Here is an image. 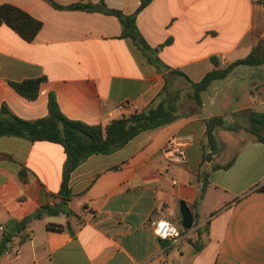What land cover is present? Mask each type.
Returning <instances> with one entry per match:
<instances>
[{
	"label": "crops",
	"instance_id": "1",
	"mask_svg": "<svg viewBox=\"0 0 264 264\" xmlns=\"http://www.w3.org/2000/svg\"><path fill=\"white\" fill-rule=\"evenodd\" d=\"M52 1L60 6L99 2ZM0 4L14 5L42 23L32 42L0 25V105L5 103L16 116L27 120L46 116L47 95L53 92L66 117L105 125L143 109L166 77L168 92L178 91L180 97L175 121L142 132L111 154L92 155L77 167L70 176L73 196L67 202L76 216L60 213L30 220L24 230L27 239L16 240L14 252L5 253L0 264H264V191L256 189L264 179V143L241 127L240 132L218 128L215 133L222 145H232L244 132L245 139L229 168L212 170L233 156L202 163L206 119L218 116L226 125H235L238 114L248 112L249 117L264 109L251 90L252 99L232 109L231 96L220 97L213 109L220 93L209 100L204 98L208 91L202 93L200 108L188 97L191 82L213 69L211 57L224 67L264 41V5L255 0H152L135 23L166 68L159 72L130 38L121 37L120 22L113 15L59 10L45 0ZM104 4L130 15L140 0ZM260 72L259 67L239 66L211 86L221 92L230 81L245 82L254 76L258 81ZM37 77L46 81L34 101L22 98L8 84ZM0 153L9 156L0 160V227L60 202L57 193L65 164L61 145L3 136ZM178 154L187 163L174 162L172 157ZM200 173L206 179L203 193ZM181 201L196 217L191 230L181 233L176 243L159 240L153 234L159 220L172 222L182 232ZM205 224L204 246L194 253L187 239Z\"/></svg>",
	"mask_w": 264,
	"mask_h": 264
},
{
	"label": "trees",
	"instance_id": "2",
	"mask_svg": "<svg viewBox=\"0 0 264 264\" xmlns=\"http://www.w3.org/2000/svg\"><path fill=\"white\" fill-rule=\"evenodd\" d=\"M45 1L59 10H84L115 16L121 25V37L130 38L147 58L148 62L154 65L159 72L166 70V68L162 69L159 64L157 50L150 47L135 23L136 16L152 0H140L137 9L130 15H125L119 10L106 8L104 0H99L97 4L78 2L69 6H60L52 0ZM255 1L264 5V0ZM1 24L9 27L26 42H32L42 27L41 21L11 4H0ZM211 62L213 69L207 72L200 81L191 82L192 90L188 97L195 102L198 108L202 105L201 94L208 91V88L214 82L227 79L235 68L239 66L259 67L264 65V41H259L245 58L224 67L219 66L215 57H211ZM170 74L188 80L179 71H171ZM164 80L165 84L162 89L143 109L114 118L105 125H88L82 121L66 117L61 112L53 92L47 95V115L37 119L27 120L20 118L12 113L5 103L0 105V137H19L30 141H47L59 144L65 154L62 181L57 193L60 202L53 206L44 205L21 221L4 227L0 231V259L7 251L12 250L16 240L21 243L27 239L24 230L25 225L30 220L40 219L44 215L55 216L60 213L65 214L67 217L76 216L67 207V202L73 196L69 186L70 176L88 157L98 154H111L124 147L142 132L163 127L179 117V92L170 94L168 92L169 79L166 77ZM45 81V77H37L24 79L19 82L10 81L8 84L22 98L34 101L38 98L40 86ZM248 119L250 122L247 129L248 132L257 141L264 143V134H262V131H264V113L250 112ZM205 125V146L202 163L210 162L222 145L215 135V131L218 128L229 131L237 130L235 125H226L222 118L218 116L206 119ZM8 158V155L0 153V160ZM234 160L235 156L225 165L215 164L212 166V170L227 169L233 164ZM19 176L22 181L26 180L23 170L19 172ZM201 177L203 180L201 192L203 193L206 183L205 174L200 173L198 178L201 179ZM256 189L264 191V187H256ZM193 217L196 219L195 215ZM66 226L70 234L73 235L74 232L69 228V223ZM206 229L207 224L197 228L193 232L192 237L187 239L192 245L194 253L199 252L203 248L205 241L202 236L207 234ZM183 232L187 231L183 229L181 233Z\"/></svg>",
	"mask_w": 264,
	"mask_h": 264
},
{
	"label": "rangeland",
	"instance_id": "3",
	"mask_svg": "<svg viewBox=\"0 0 264 264\" xmlns=\"http://www.w3.org/2000/svg\"><path fill=\"white\" fill-rule=\"evenodd\" d=\"M259 68L261 69L260 72L261 76L259 77L258 81L256 76H254V78H250L246 80L245 82H240L238 80L230 81L227 82V84L225 85L226 88L224 89L222 88L223 90H221V92H217L216 88H214L215 86H210L208 88V93L205 94L204 98H206V100H209L210 97L214 96L216 93L217 94L220 93L218 95L219 97H217V99L214 100L215 102L212 106L213 109L216 108L218 99L220 97L225 100L227 96H231L232 99L231 109H232V108H236V106H242L247 101L251 100L252 99V94H250V90H251L253 95H255V99H258V104L261 106V109H264V65L259 66ZM255 84L257 86L254 87ZM227 107H228V103H227ZM247 115L248 112H244V115L240 113L237 116H235L236 117L235 127H237V130H235L234 132H240V127H241L245 130V132H247V134H250L247 130L249 127V120ZM242 118H244V120ZM225 131H229V130H225ZM245 132L244 134L246 136ZM262 134H264V131H262ZM215 135L217 137V133H215ZM245 136H237L236 142H234L232 145L223 144L221 147H219V150L214 155V157L222 156L221 161L229 160L235 154L237 148L239 147L240 142H242L241 139H245ZM199 214L202 217L204 215V210L199 211Z\"/></svg>",
	"mask_w": 264,
	"mask_h": 264
},
{
	"label": "built area",
	"instance_id": "4",
	"mask_svg": "<svg viewBox=\"0 0 264 264\" xmlns=\"http://www.w3.org/2000/svg\"><path fill=\"white\" fill-rule=\"evenodd\" d=\"M172 160L177 163L185 164L187 163L186 158L183 155H175L172 157ZM257 187H264V179H262L261 183ZM3 227H0V231ZM153 234L161 241H165L168 243H176L181 238L180 230L170 221L168 220H159L154 228ZM14 248L12 250L7 251L6 253L14 252Z\"/></svg>",
	"mask_w": 264,
	"mask_h": 264
},
{
	"label": "water",
	"instance_id": "5",
	"mask_svg": "<svg viewBox=\"0 0 264 264\" xmlns=\"http://www.w3.org/2000/svg\"><path fill=\"white\" fill-rule=\"evenodd\" d=\"M179 210L181 214V227L182 229L189 231L193 226V216L185 202L179 203Z\"/></svg>",
	"mask_w": 264,
	"mask_h": 264
}]
</instances>
